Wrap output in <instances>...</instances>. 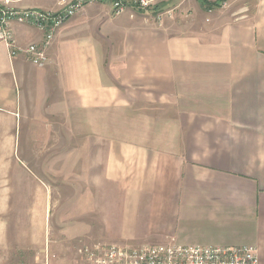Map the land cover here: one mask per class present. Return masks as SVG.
<instances>
[{"label":"crops","instance_id":"crops-1","mask_svg":"<svg viewBox=\"0 0 264 264\" xmlns=\"http://www.w3.org/2000/svg\"><path fill=\"white\" fill-rule=\"evenodd\" d=\"M12 1L56 11L72 0ZM161 8L173 14L87 4L57 29L43 66L0 40V246L16 184L39 197V161L23 151L40 152L42 135L56 149L61 119L86 154L84 216L67 226L80 247L249 245L264 264V0ZM13 27L23 49L44 37ZM30 231L21 249L38 247ZM59 242L55 262L72 252Z\"/></svg>","mask_w":264,"mask_h":264},{"label":"rangeland","instance_id":"rangeland-1","mask_svg":"<svg viewBox=\"0 0 264 264\" xmlns=\"http://www.w3.org/2000/svg\"><path fill=\"white\" fill-rule=\"evenodd\" d=\"M56 121V134L50 137L56 149L48 150V135H42L40 152L23 151L24 158L39 161V166L34 167L41 180L39 197L32 200L29 198V183L25 182L23 186L16 184L19 191L13 193L14 197L11 198L8 209L3 208L7 213L2 215L1 221L3 226L6 225L5 236L8 244L0 246V264H81L83 260L78 250L85 245L79 246L80 240L84 238L80 236L79 230H72L67 226L69 223L78 224L84 216L82 195L87 189L84 181L86 154L83 155L80 150V135L68 134L62 120ZM81 160H84L83 164ZM93 171L95 173L94 168ZM91 218L95 222L93 216ZM28 228L31 229L30 234L34 236L38 247L24 246L21 249V245L30 238ZM54 239L60 240L58 247L61 251L64 249V239L68 244L70 242L72 252L69 258L67 256L64 259L61 253L60 258L54 261L49 253ZM76 244L77 253L74 251ZM139 244L131 241L130 245Z\"/></svg>","mask_w":264,"mask_h":264},{"label":"built area","instance_id":"built-area-1","mask_svg":"<svg viewBox=\"0 0 264 264\" xmlns=\"http://www.w3.org/2000/svg\"><path fill=\"white\" fill-rule=\"evenodd\" d=\"M166 0H72L59 10L19 8L12 0H0V40L4 41L11 56L26 53L37 66L48 61L47 47L57 29L77 14L85 5L107 3L115 14L128 8L153 10L157 20L171 16L173 9H163ZM14 24H29L44 34L42 41L29 44L25 49L18 46ZM85 264H260L256 247L249 245L214 246L199 244L158 243L141 246L126 244H85L79 249Z\"/></svg>","mask_w":264,"mask_h":264}]
</instances>
